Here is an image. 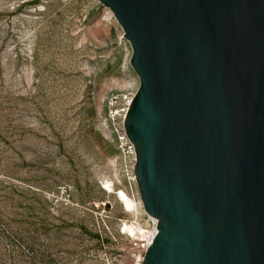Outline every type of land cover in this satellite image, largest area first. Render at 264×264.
Masks as SVG:
<instances>
[{
	"label": "water",
	"instance_id": "water-1",
	"mask_svg": "<svg viewBox=\"0 0 264 264\" xmlns=\"http://www.w3.org/2000/svg\"><path fill=\"white\" fill-rule=\"evenodd\" d=\"M139 86L124 129L142 264H264V0H99Z\"/></svg>",
	"mask_w": 264,
	"mask_h": 264
},
{
	"label": "rangeland",
	"instance_id": "rangeland-1",
	"mask_svg": "<svg viewBox=\"0 0 264 264\" xmlns=\"http://www.w3.org/2000/svg\"><path fill=\"white\" fill-rule=\"evenodd\" d=\"M131 54L99 0H0V264L133 261L105 120L139 86Z\"/></svg>",
	"mask_w": 264,
	"mask_h": 264
},
{
	"label": "built area",
	"instance_id": "built-area-1",
	"mask_svg": "<svg viewBox=\"0 0 264 264\" xmlns=\"http://www.w3.org/2000/svg\"><path fill=\"white\" fill-rule=\"evenodd\" d=\"M137 91V90H136ZM136 92L130 94L128 97H125L124 101L115 106L114 104L110 105L106 112V123L109 129V132L113 138V141L116 145L118 154L120 156L123 177L126 183V186L123 188L127 195H129L133 200L139 202V193L137 189V184L135 181L134 175V167L136 164V153L135 147L133 143L128 139L125 129H124V121L129 110L130 104L135 96ZM116 104V103H115ZM119 194V191H118ZM117 194V195H118ZM139 204V203H138ZM141 205V204H139ZM142 207V205H141ZM144 213V211H143ZM139 217V214L136 215L135 211L133 212V221L136 220V217ZM144 217L147 222L150 224V230H152V234L148 240L143 241H135L131 238L130 242L134 250H136L143 261L144 256L151 245L155 235L157 233L156 227L158 224V220L156 218L150 217L144 213ZM120 223L126 222L124 220H119ZM122 225V224H121ZM120 233L123 234L119 229Z\"/></svg>",
	"mask_w": 264,
	"mask_h": 264
},
{
	"label": "bare ground",
	"instance_id": "bare-ground-1",
	"mask_svg": "<svg viewBox=\"0 0 264 264\" xmlns=\"http://www.w3.org/2000/svg\"><path fill=\"white\" fill-rule=\"evenodd\" d=\"M108 11H109V14L113 16L112 12L109 9H108ZM115 21H116V19H115ZM104 185H105V188H104L105 191H108L109 193L114 192V188L109 181H106L104 183ZM119 199L125 204L126 208L128 209L127 212L133 213L135 211V213L137 215L138 205L141 204L140 199H139V202H137L136 200H133L129 195H127L122 190H119ZM127 224H129V225H127ZM120 229H122L121 232L123 234L127 235L128 237H130L131 239H133L135 241L148 240L150 238V235L153 233L152 230L146 229V227H143L141 225L138 216L136 217V220H134V221L132 218V223L123 222L122 225L120 226ZM129 264H142V259H141L140 254L138 252L135 254L133 261L131 260V263H129Z\"/></svg>",
	"mask_w": 264,
	"mask_h": 264
}]
</instances>
